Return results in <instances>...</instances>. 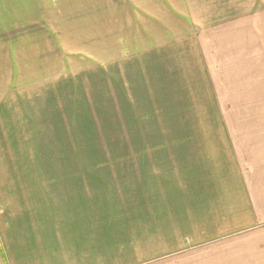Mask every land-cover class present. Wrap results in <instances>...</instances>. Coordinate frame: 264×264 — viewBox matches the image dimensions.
Masks as SVG:
<instances>
[{
    "label": "crops",
    "instance_id": "1",
    "mask_svg": "<svg viewBox=\"0 0 264 264\" xmlns=\"http://www.w3.org/2000/svg\"><path fill=\"white\" fill-rule=\"evenodd\" d=\"M21 2L0 0V264H264V107L172 126L193 133L158 138L157 153H69L75 82L46 71L36 28L8 16ZM104 74L77 87L116 103L139 95Z\"/></svg>",
    "mask_w": 264,
    "mask_h": 264
},
{
    "label": "rangeland",
    "instance_id": "2",
    "mask_svg": "<svg viewBox=\"0 0 264 264\" xmlns=\"http://www.w3.org/2000/svg\"><path fill=\"white\" fill-rule=\"evenodd\" d=\"M15 6L8 16L22 18L17 26L26 22L36 28L46 71L51 68L75 82L69 153H157L162 148L158 138L193 133L172 126L235 120L238 114L228 111L264 107V0H30ZM140 41L149 49L133 50ZM138 57L152 79V107ZM155 62H165L174 74L154 72ZM118 71L137 97H119L116 103V98H102L104 90L77 87L82 77L88 86L92 76L96 82L100 73L119 76ZM128 103L135 113L128 111Z\"/></svg>",
    "mask_w": 264,
    "mask_h": 264
}]
</instances>
